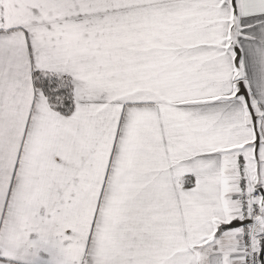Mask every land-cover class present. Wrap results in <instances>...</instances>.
Wrapping results in <instances>:
<instances>
[{
    "label": "snow or ice",
    "instance_id": "snow-or-ice-1",
    "mask_svg": "<svg viewBox=\"0 0 264 264\" xmlns=\"http://www.w3.org/2000/svg\"><path fill=\"white\" fill-rule=\"evenodd\" d=\"M0 264H264V0H0Z\"/></svg>",
    "mask_w": 264,
    "mask_h": 264
}]
</instances>
